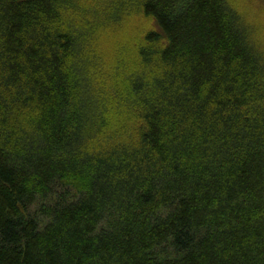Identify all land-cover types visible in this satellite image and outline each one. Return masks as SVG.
I'll use <instances>...</instances> for the list:
<instances>
[{
    "label": "trees",
    "instance_id": "trees-1",
    "mask_svg": "<svg viewBox=\"0 0 264 264\" xmlns=\"http://www.w3.org/2000/svg\"><path fill=\"white\" fill-rule=\"evenodd\" d=\"M0 264H264V0H0Z\"/></svg>",
    "mask_w": 264,
    "mask_h": 264
}]
</instances>
